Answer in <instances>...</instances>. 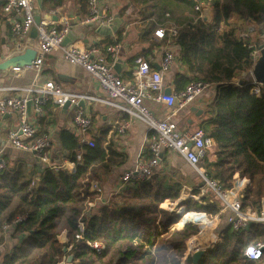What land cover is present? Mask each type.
Masks as SVG:
<instances>
[{
    "label": "trees",
    "instance_id": "trees-1",
    "mask_svg": "<svg viewBox=\"0 0 264 264\" xmlns=\"http://www.w3.org/2000/svg\"><path fill=\"white\" fill-rule=\"evenodd\" d=\"M49 1L52 5L47 9L62 7L66 0ZM198 2L212 10L211 23L194 20ZM77 3V15L86 16L87 0ZM129 4L141 21H147L139 33L142 41L152 40L155 29L165 21L179 28L173 46L183 71L174 77L175 91L192 81L214 86L205 119L199 124L214 140L202 164L206 177L226 189L231 188L235 178L248 180L243 207L250 196L251 203L258 204L264 199V94H251V83L240 79V84L235 79L248 72L254 64L252 54L264 43V0H127L122 12ZM176 9L183 16L180 20L173 16ZM122 40L120 31L115 42ZM106 44L113 42L108 40ZM55 139L58 147L51 154L53 161H74L77 152L82 153L75 172L58 163L54 169L44 168L24 157L7 160L0 172V227L11 225L8 232L16 241L11 249L0 253V264H57L63 254L58 242L63 230L73 243L71 264H95L112 252L116 259L111 264H179L176 256L180 258L185 241L198 233V227L187 222L182 230H174L177 239L172 242L167 238L170 226L179 225L187 214L196 223L201 215H212L210 211L194 214L187 210L179 219L161 208L168 199H174L172 202L179 207L185 203L179 196L180 177L163 168L148 179L124 187L83 219L84 239L75 241L85 203L82 194L88 195L99 172H107L121 156L111 146L106 153L105 135L91 139L94 146L89 147L67 127L59 126ZM187 199L199 203L191 196ZM197 207L209 209L201 203ZM22 216L25 218L17 222ZM88 241L104 243L105 250L101 254L90 251ZM259 242H264V225L233 230L222 224L219 242L205 251L197 264H255L244 256V251L247 245ZM184 264H192L191 258L187 257Z\"/></svg>",
    "mask_w": 264,
    "mask_h": 264
},
{
    "label": "built area",
    "instance_id": "built-area-1",
    "mask_svg": "<svg viewBox=\"0 0 264 264\" xmlns=\"http://www.w3.org/2000/svg\"><path fill=\"white\" fill-rule=\"evenodd\" d=\"M87 7V15L76 19V25H94L92 28L96 29L99 26H110L114 21L107 5L101 4L99 0H87ZM36 8V0H3L1 4L2 14L11 17L10 30L14 41H16V50L13 54H21L30 48L35 50L34 59L29 66L9 70V74L16 78L24 77L27 72H31L33 74L31 82L27 86L21 87H0V92L15 91L22 93L19 96L0 99V118L11 113L18 115V125L7 132V147L31 153L44 168H56L57 165L50 156L51 147L54 143L53 137L49 133H38L30 121V116L32 114L36 116L42 115L44 107L49 103L56 109H61L66 103H69L67 111H72L70 131L75 135L79 133L82 137L81 142L93 147V140L86 139L92 126V119L85 113L83 104L85 102H96L108 106L118 113L127 115L130 120L139 121L151 133L150 159L147 161L137 160L133 168L125 170L121 174L119 184L112 196L118 194L128 185H133L135 182L153 176L159 170L162 153L164 151H173L196 171L204 182L205 187L210 188L220 202V204H215L210 200L202 201L204 199V190L201 188L199 195H189L198 200L199 203L186 199L179 209L182 214L187 210H193L194 214L212 212V215H205L210 225L197 233L198 236L201 235L206 240L201 243V246H207L202 252L213 248L219 242L221 225L225 221V215H227L226 221L228 225L233 230H243L251 224L264 225V199H261L258 204L251 203L246 207L242 205L240 193L248 185V180L235 178L231 188L226 189L218 181L206 177L202 164L209 151L214 147V140L207 136L200 127L194 130H179L177 123L174 121L178 112L189 110L194 101L212 86L211 83L192 81L180 91L171 90L170 94H165L163 73L168 72L175 61L174 54L170 50L164 52L159 70L153 69L146 61H138L132 72V81L126 82L118 75H115L113 70V65L118 59V54L121 50L120 42H114L106 46L103 51L94 46L87 47L79 42L64 45L63 42L72 29L70 19L65 15L59 17L48 15L51 19H41L39 24H35L34 11ZM205 8H209L207 4L196 3L194 20L202 19ZM132 13H134L132 9L126 11V15H131ZM54 17L56 18L54 19ZM165 18L169 19V14H166ZM166 24L169 26L167 27ZM33 26L36 28L35 39L37 44L35 47L29 44V33ZM178 29L172 22L165 21L164 24L159 25L155 29L154 37L173 45V39L176 37ZM53 51L60 52L63 61L83 69L96 83L104 97L97 98L88 94L65 92L53 80H40L45 56ZM257 54L258 51L252 54L253 62ZM252 67L244 75L246 81L253 85L251 94L259 96L262 92L261 85L254 81L251 74ZM29 101L31 102L30 114L27 111ZM151 104L162 105L165 108L166 111L163 118L155 115ZM118 130L122 132L124 126ZM81 161L82 153L78 151L74 161L64 160L59 167L72 173L75 172L77 165ZM5 168L6 161L0 154V172ZM70 168H73V171ZM88 193V195L82 194L85 203L77 221L78 232L74 235L75 241L84 239L83 219L97 205L106 204L101 198V188L96 182H91ZM250 197L252 198V196ZM192 203L195 209L191 207ZM200 203L205 204L209 209L197 207ZM186 204H189L191 208H184L183 206ZM198 208L200 211L197 212ZM24 218L25 216L19 217L16 221L19 222ZM187 222L197 225L189 214L181 221V225L184 223L183 226H185ZM10 227L11 225L9 224L2 225L0 227V237L8 233ZM67 234V231L63 230L58 236V242L63 254L57 264H70L67 258L70 255L73 243L69 242ZM198 236L196 239H198ZM192 242V240H186L184 243L185 257L192 258L194 256L189 255V253L192 254L195 250L189 251L186 247L188 243ZM87 246L90 251L96 254H101L105 250L104 243L99 241H88ZM244 256L255 263L261 261L264 256V242L247 245Z\"/></svg>",
    "mask_w": 264,
    "mask_h": 264
},
{
    "label": "crops",
    "instance_id": "crops-1",
    "mask_svg": "<svg viewBox=\"0 0 264 264\" xmlns=\"http://www.w3.org/2000/svg\"><path fill=\"white\" fill-rule=\"evenodd\" d=\"M3 1V0H2ZM101 4H105L108 7L109 13L113 16L114 20L117 18L120 21L119 28L115 34L111 36H101L95 32V28L92 26L76 25L75 20L82 18L78 16V0H76V13L74 16V22L71 23L72 31L77 35V39L73 42H79L85 46H94L101 51L107 46V41L111 40L113 43L117 39L118 33L121 31L123 40L121 43V50L118 54L123 62V70L118 75L126 82L132 81V72L135 69L138 61H146L153 69L158 70L164 52L170 50L173 52L174 57L177 54V48L170 43L161 41L153 37L152 40L142 41L139 33L146 26L147 21H141L135 12V8L130 4L127 9L122 12L127 0H99ZM71 0H66L62 7L49 9L47 14L42 20L51 19L48 15L62 16L65 15ZM0 3V56L5 58L14 55L15 48L13 49V36L11 34V17L2 14ZM46 4V5H45ZM52 2L49 0L44 1L45 7H51ZM132 9L134 13L126 15V11ZM59 12H63L59 14ZM70 42V43H73ZM36 39L29 38L30 46H35ZM16 47V46H15ZM2 60L0 59V62ZM42 73L40 80H53L60 85L63 91L77 94H88L97 98H103L104 94L100 92L96 83L91 77L80 67L73 66L62 60L61 54L58 51H53L45 56L44 64L42 67ZM183 71V67L175 61L166 73H163L164 90L170 88L174 90V77L176 74ZM66 76L63 81H60L59 77ZM33 74L27 72L24 77L16 78L11 74L4 77L0 75V87L8 86H27L32 80ZM240 79L246 81L244 73L240 75V78H236L237 83ZM175 91V90H174ZM22 93L15 91L0 92V99L3 97L19 96ZM214 96V86L205 90L203 94L198 97L190 107H196L203 111L200 117H196L189 110H181L178 112L174 121L177 123L179 130H194L200 127L199 124L205 119V108ZM85 113L91 117L92 126L88 131L86 139L98 138L101 135H105V143L103 145L106 153H108V146L121 156V159L117 158L118 163L112 165L107 172H99V177L96 181L101 188V198L107 203L112 196L113 192L119 184V178L125 170L133 168L137 160L147 161L151 157L149 149L151 133H149L142 123L135 120H130L125 114L118 113L112 108L101 105L96 102H85L83 104ZM155 115L159 118H163L165 114V108L162 105L151 104ZM43 114L36 116L32 114L30 121L37 129L38 133H49L53 137L54 143L51 147L50 156L55 152V148L58 147L55 136L59 126L67 127L70 130L72 121V111H67L65 118L61 119L60 109H56L50 103L43 109ZM192 116L195 119H192ZM185 121L184 124H182ZM18 125V115L16 113L6 114L0 118V154L7 162L13 161L16 157H24L31 164L37 163V160L31 153L15 150L6 146V135L9 129H12ZM124 126V130L119 132V128ZM45 131V132H42ZM150 156V157H149ZM57 164H62L63 161L57 159L54 160ZM60 162V163H59ZM165 169L171 173H176V176L180 177V182L188 187H195L198 182L199 175L196 171L190 167L186 161L173 151H164L160 157L159 169ZM73 168H70L72 170ZM73 171V170H72ZM71 172V171H69ZM182 186V184H181ZM186 199L188 198L185 196ZM181 198V197H180ZM183 199V200H186ZM204 198L202 201H205ZM223 218V217H222ZM10 232L0 237V253H5L11 249L15 244V239L10 237ZM202 237L200 244L204 242ZM207 246H200L198 251L206 249ZM264 264V256L259 261ZM257 262V263H259ZM71 264V263H70Z\"/></svg>",
    "mask_w": 264,
    "mask_h": 264
},
{
    "label": "water",
    "instance_id": "water-1",
    "mask_svg": "<svg viewBox=\"0 0 264 264\" xmlns=\"http://www.w3.org/2000/svg\"><path fill=\"white\" fill-rule=\"evenodd\" d=\"M44 1L45 0H36L37 8L34 11V21L35 24H39L41 20V11L44 8ZM2 0H0V3ZM76 13V0H71V3L68 7V9L65 12V16L68 19H73ZM56 17H54L55 19ZM202 21L204 23H211L212 21V10L210 8H205L203 10V16ZM120 21L116 18L110 26H99L95 29V32L101 36H111L112 34H115L119 28ZM94 27V25H91ZM30 38L35 39L36 38V28L33 26L29 33ZM77 39V35L71 30L67 37L65 38L63 44H69L70 42H73ZM35 56V50L30 48L26 49L23 53L18 55H12L10 57L5 58V56L1 55L0 59L2 60L0 62V75L2 77L9 74V70L13 68H21L25 66H29L32 60ZM159 70V67L157 68ZM113 70L115 75H119L123 70V62L120 58L116 60V62L113 65ZM251 74L253 76V79L256 83L261 85L262 93L264 94V43H262L258 47V54L254 57V64L251 70ZM66 76L59 77L60 81H63ZM242 83V80L240 81V84ZM165 94H170L171 89L166 88L164 90ZM69 103H66L61 109V119L65 118V114L67 113ZM30 108H31V102L29 101L27 104V111L30 114ZM189 112L195 115L196 117H200L203 114V111L200 109H197L196 107H190ZM204 254V252L200 251L194 254L192 257V264H197L200 260L201 256ZM73 259V256L70 254L68 255V262L71 263Z\"/></svg>",
    "mask_w": 264,
    "mask_h": 264
},
{
    "label": "rangeland",
    "instance_id": "rangeland-1",
    "mask_svg": "<svg viewBox=\"0 0 264 264\" xmlns=\"http://www.w3.org/2000/svg\"><path fill=\"white\" fill-rule=\"evenodd\" d=\"M46 5V4H45ZM48 10L49 9H47V7H45L44 6V8H43V10L41 11V18L43 19L44 17H45V15L47 14V12H48ZM63 12H59V14H62ZM173 16L176 18V19H178V20H180V19H182L183 18V16H182V14H181V12L178 10V9H176L175 10V13L173 14ZM74 22V19H70V23H73ZM14 44H13V49L15 48V46H16V41H14L13 42ZM36 44H37V41H36V43H35V46H36ZM34 46V47H35ZM33 47V46H32ZM258 51V50H257ZM192 119H195L196 120V118H194L193 116H192ZM185 123V121L182 123V124H184ZM76 137H77V139L80 141L81 139H82V137H81V135L79 134V133H76ZM182 184V189H181V191H180V193H179V196L181 197L180 198V201H184L183 199H186V197L185 196H187V197H189V195H193V196H197V195H199L200 194V190H201V188H203V190H204V192H203V196H204V198L206 199V200H210V201H212L213 203H215V204H220V202H219V200H218V198L216 197V195L213 193V191L210 189V188H208V187H205V184H204V182L202 181V179H201V177L199 176V178H198V182H197V185L195 186V187H188V186H185V185H183L184 183H181ZM240 196H241V202H242V205H243V192H241L240 193ZM172 200L171 199H168V200H166L162 205H161V208L162 209H164L165 211H167L170 215H176V216H178L179 217V219L180 218H182V213H178V215L176 214V212H175V214H174V212L173 211H176V210H178V209H180L179 208V206L177 205V203H173V202H171ZM248 204L247 205H250L251 204V201H252V198L251 197H249L248 198ZM169 203H173V204H171L170 206H168V208H165L166 207V205L167 204H169ZM253 204H256V203H253ZM246 205V206H247ZM245 206V207H246ZM181 207V206H180ZM184 208H187V204L186 205H184L183 206ZM191 207H193L194 209H195V206H193V203H192V206ZM182 209V208H181ZM226 216L227 215H225V221H223V223L222 224H226V225H228V223H227V221H226ZM179 219H178V221H179ZM183 225H181V222L179 223V225H177V226H174L173 224L170 226V228H169V233H168V235H167V238L168 239H171L172 240V242L174 241L175 242V240L177 239V236L176 235H174L175 234V231L174 230H182L183 229ZM221 233V232H220ZM221 235V234H220ZM207 250H209V249H207ZM206 250V251H207ZM205 252V251H204ZM184 253H185V249H184V252H182V254H180V258H179V256H176V258L180 261V263L181 264H184V261L187 259V257H185V255H184ZM115 259H116V256H115V254L112 252V253H110L104 260H102V261H100V262H96L95 264H111L112 262H114L115 261ZM191 260H192V258H191ZM179 263V264H180ZM72 264H75V263H72ZM255 264H261L260 262L259 263H255Z\"/></svg>",
    "mask_w": 264,
    "mask_h": 264
},
{
    "label": "bare ground",
    "instance_id": "bare-ground-1",
    "mask_svg": "<svg viewBox=\"0 0 264 264\" xmlns=\"http://www.w3.org/2000/svg\"><path fill=\"white\" fill-rule=\"evenodd\" d=\"M180 208V207H179ZM174 212V214H175V212H176V214L178 215V213H180L179 212V209L178 210H176V211H173ZM210 225V223L207 221V219L205 218V215H201L200 217H199V221H198V223H197V227H198V232L200 231V230H202V229H204L205 227L207 228V226H209ZM197 236H198V234H196V235H194L193 237H191L189 240H192L193 242L192 243H188L187 244V248H188V250L189 251H191V250H195L193 253H195V252H200V251H198V248L201 246V244H200V240H201V235L200 236H198V239H196L197 238ZM192 253V254H193ZM190 254V253H189Z\"/></svg>",
    "mask_w": 264,
    "mask_h": 264
}]
</instances>
